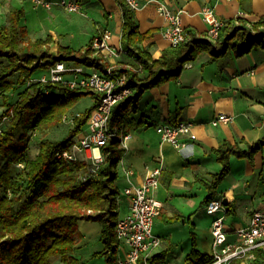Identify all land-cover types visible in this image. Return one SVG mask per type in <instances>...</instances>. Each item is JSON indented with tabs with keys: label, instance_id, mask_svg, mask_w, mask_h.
I'll return each mask as SVG.
<instances>
[{
	"label": "trees",
	"instance_id": "16d2710c",
	"mask_svg": "<svg viewBox=\"0 0 264 264\" xmlns=\"http://www.w3.org/2000/svg\"><path fill=\"white\" fill-rule=\"evenodd\" d=\"M114 1L121 9L120 45L124 56L114 64V70L124 76L122 87L128 93L111 108L108 129L113 135L100 147L102 160L94 171L86 158L69 159L56 154L71 150L75 136L97 106V94L85 87L70 88L38 80L59 61L105 69L109 62L93 47L94 37L79 48L56 42L51 34L30 38L21 21L22 7H12L7 15L8 23L0 24V106L3 107L0 111V264H52L54 258L62 264H86L74 255L82 235L78 226L81 219L98 221L101 226L99 240L103 247L91 253V257H103L105 264H116L115 226L118 201L122 197L118 164L125 153L117 135L141 123V119L135 122L133 113L142 93L176 78L184 64L201 52H207L208 61H213L227 52L239 57L253 48L264 49L263 14L253 22L243 18L226 20L227 24L214 39L185 27L184 40L168 46L154 58L142 45L151 32L139 31L134 9L125 0ZM52 46L56 47L55 51L51 50ZM16 87L23 89L12 100L11 93ZM86 95L93 102L73 117L67 135L58 140H41L35 156L26 157L28 135L59 124L64 114ZM263 147L264 137L245 146L224 141L214 149L221 166L208 180L204 203L215 197L218 184L230 171L232 155L252 160ZM166 254L167 249L159 251L150 262L164 263ZM253 254L251 264H264V244L255 247ZM191 258L194 264L212 260L210 254L193 246L187 256ZM239 262L240 259H234L230 264Z\"/></svg>",
	"mask_w": 264,
	"mask_h": 264
},
{
	"label": "crops",
	"instance_id": "0c3cea01",
	"mask_svg": "<svg viewBox=\"0 0 264 264\" xmlns=\"http://www.w3.org/2000/svg\"><path fill=\"white\" fill-rule=\"evenodd\" d=\"M15 1L21 7L23 3L32 5L27 0ZM158 1L164 2L171 10H180L183 27H191L201 34H206L208 28L201 12L206 5L212 6L215 14L224 20L243 18L253 22L264 14V0ZM79 3L80 12L63 10L70 17L69 20H73L66 25L64 17L60 15L62 9L52 7L49 18L60 31L50 26L37 37L51 34L56 42L79 48L90 38L108 31L110 36L107 42L118 54L110 56L107 61L116 64L123 60L120 52L122 16L119 5L114 0H79ZM134 13L139 31L151 32L142 45L149 49L152 57H159L170 43L162 34L166 20L158 12L155 0H141L140 8ZM70 14L75 16L71 17ZM208 60L209 54L201 52L196 59L184 64L176 78H170L142 93L133 113L135 122L141 119V123L129 130L131 137L126 141L128 149L118 164L120 189L128 183L127 170H132L130 181L140 184L145 166L161 167L159 185L154 192L155 198L161 202V210L152 225V232L164 237L158 252L173 246L176 241L189 243L191 234L195 250L211 253V222L204 219V215L210 214L203 206L206 204L204 199L208 193V180L221 166L213 150L224 141L245 146L264 137V49L253 48L239 57L227 52L213 61ZM219 113L231 115L232 120L212 125L211 119ZM179 121L192 122V126L191 132L180 136L185 145L176 148L162 140L156 125ZM262 195L264 147L253 155L252 160L232 155L230 171L218 184L214 197L226 199L225 216L233 214L232 218L226 220L224 216L228 239L233 240L234 230L248 223L252 211L264 212ZM118 203L119 216H122L128 211L127 198L122 195ZM156 219L164 223L161 233L154 228ZM174 230L181 233L179 239H171ZM80 232V242L85 244L87 235ZM174 255L167 253L164 263L160 264H168L178 254ZM239 264L251 262L244 257Z\"/></svg>",
	"mask_w": 264,
	"mask_h": 264
},
{
	"label": "built area",
	"instance_id": "2783aa9c",
	"mask_svg": "<svg viewBox=\"0 0 264 264\" xmlns=\"http://www.w3.org/2000/svg\"><path fill=\"white\" fill-rule=\"evenodd\" d=\"M35 6L50 9L59 6L66 12H78L79 0H27ZM132 9L141 6V0H125ZM158 12L165 18L166 25L162 30L164 38L170 45H177L185 38V30L180 17V10H171L164 2L155 0ZM203 20L208 23L207 37H217L221 27L227 24L226 20L219 18L212 6L206 5L201 10ZM110 36L108 31L102 35L94 36L93 47L101 52L107 60L110 56H117L118 51L110 47L107 42ZM121 52V51H120ZM43 82H56L70 88L85 87L97 94V106L92 111L96 115L89 119L87 128L80 131L73 143L71 150H64L56 155L75 159L76 152H82L86 159L92 163L91 171H94L101 162L100 147L105 144L108 137L113 135L108 129V117L112 106L124 95L128 89L122 87L124 76H119L114 70V64L108 63L105 69H96L82 65L56 62L44 71L38 78ZM91 113V114H92ZM76 113L75 115H77ZM91 117V116H90ZM232 120V116L219 113L210 121L212 125L226 123ZM192 122L179 121L176 123H162L156 125V131L162 140L170 142L174 147L180 148L185 142L180 140L182 134L191 132ZM194 135L191 133V137ZM120 146L127 150L126 141L131 137L130 132L119 133ZM97 149V154L95 150ZM161 174L160 165L145 166L144 178L140 184L130 181L132 170L126 171L127 185L120 189L121 194L127 198L128 211L119 216L116 221L115 235L118 242L116 264H153L150 258L158 252L162 244L159 235L152 232L154 218L160 213L161 202L155 198L154 192L159 185ZM222 197L209 200L205 204L208 214L225 211ZM212 235V247L209 262L199 264H230L234 259L254 258L253 249L264 244V212L254 210L251 212L246 225L234 230V239L227 238L224 225V216H216L210 225Z\"/></svg>",
	"mask_w": 264,
	"mask_h": 264
},
{
	"label": "rangeland",
	"instance_id": "374dc122",
	"mask_svg": "<svg viewBox=\"0 0 264 264\" xmlns=\"http://www.w3.org/2000/svg\"><path fill=\"white\" fill-rule=\"evenodd\" d=\"M12 7L21 8V5L17 4L15 0H0V24L8 23L7 15ZM22 7L24 9L23 10L24 15L21 21H22V24L26 26V29H27V32L30 38H36L37 36L44 34L47 31V27H50V26L56 29V31H60L59 28L56 27L55 23L52 22L51 18H49L50 9L52 7L50 9H46L45 7L35 6L29 3H23ZM56 7H59V6H56ZM63 10L64 9L60 10L61 12L60 15L64 17L63 18V22H65L64 25L70 24L73 20L72 21L69 20L70 17L67 14L63 13ZM73 16L75 15L72 14L71 17ZM64 19L66 20L64 21ZM60 27L63 28V25L61 24ZM51 50L55 51L56 50L55 46H53ZM35 75L37 76L38 73H36ZM22 89L23 87H16L12 91L11 93L12 100H15L16 98L19 97L20 91H22ZM91 104H92L91 96L90 95L83 96L75 103V105L71 108V110H69L66 114H64L59 124L45 130L44 132L33 131L32 133H30L27 137V143H26L27 147L25 149V156L26 157L35 156V154L38 151L39 143L41 140H44V139L58 140V139L65 137L69 131V128L72 125V119L75 116V113L84 111ZM2 109L3 107L0 106V111ZM95 115L96 114L93 112L89 119L94 118ZM86 128H87V123H85L84 126L82 127V131L86 130ZM78 135L79 133L75 136V139H77ZM72 148H73V145L71 149ZM75 154L77 157L86 158L82 152H76ZM15 171H17V169ZM203 207H205V204ZM217 215L225 216V213L224 211H220V212L210 214V215L206 214L204 215V219H209V221L211 222L212 219ZM232 216L233 214L231 213L227 214L225 216V220L232 218ZM155 222H157V224L156 223L154 224L155 230L158 233H161L162 225L164 223L161 221V219H156ZM96 224L98 228H96ZM78 226H79V229L87 235L86 237L87 242L85 244H82V242H80L81 239H79L77 242L78 251L74 253V255H76L80 259H83L86 262V264H105L103 257H99V258L91 257V253H93L94 251H98L102 249L103 247L102 242L99 240V233H100V228H101L100 223L98 221H90V220L81 219L78 221ZM180 234H181L180 232H177V230H174V233L171 234V239L172 240L179 239L181 237ZM190 236H191L192 243L191 241L189 243L187 241L186 242L176 241V243L173 244V246H170L169 248H167V253L169 254V256H175L174 254H178L176 255V257H172L171 261L168 264H193L194 263L193 258L187 259V256L190 252V248L193 246V238L191 234ZM160 237L163 242L164 237L162 236ZM161 246L159 247L158 250L161 249ZM52 264H62V262L61 260L54 258L52 259Z\"/></svg>",
	"mask_w": 264,
	"mask_h": 264
},
{
	"label": "water",
	"instance_id": "95a60500",
	"mask_svg": "<svg viewBox=\"0 0 264 264\" xmlns=\"http://www.w3.org/2000/svg\"><path fill=\"white\" fill-rule=\"evenodd\" d=\"M222 202H223V204H224V205H226V204H227V201H226V199H225V198H223Z\"/></svg>",
	"mask_w": 264,
	"mask_h": 264
},
{
	"label": "bare ground",
	"instance_id": "6f19581e",
	"mask_svg": "<svg viewBox=\"0 0 264 264\" xmlns=\"http://www.w3.org/2000/svg\"><path fill=\"white\" fill-rule=\"evenodd\" d=\"M97 152H98V151H97V149H96V150H95V153L97 154Z\"/></svg>",
	"mask_w": 264,
	"mask_h": 264
}]
</instances>
